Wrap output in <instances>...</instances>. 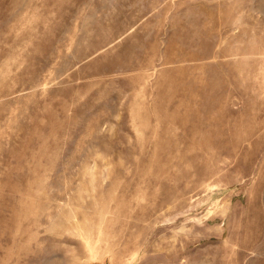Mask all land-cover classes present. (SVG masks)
<instances>
[{
  "label": "rangeland",
  "instance_id": "374dc122",
  "mask_svg": "<svg viewBox=\"0 0 264 264\" xmlns=\"http://www.w3.org/2000/svg\"><path fill=\"white\" fill-rule=\"evenodd\" d=\"M0 264H264V0H0Z\"/></svg>",
  "mask_w": 264,
  "mask_h": 264
}]
</instances>
